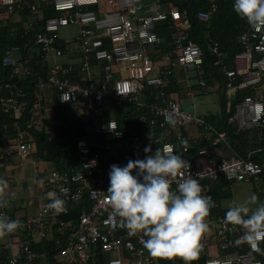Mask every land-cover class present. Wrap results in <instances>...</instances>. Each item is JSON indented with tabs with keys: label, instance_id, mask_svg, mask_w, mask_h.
Wrapping results in <instances>:
<instances>
[{
	"label": "built area",
	"instance_id": "1",
	"mask_svg": "<svg viewBox=\"0 0 264 264\" xmlns=\"http://www.w3.org/2000/svg\"><path fill=\"white\" fill-rule=\"evenodd\" d=\"M205 1L211 4L210 10H198L196 18L204 25L199 33L208 37L211 18L219 8V0ZM41 5H51L60 12L49 17L44 29L36 36L44 57L65 55L58 44L59 31L68 25H78L80 31L69 52L80 54V74H84L87 85L73 80L74 66L55 62L50 65L46 77L40 78L36 100L43 97L46 84L57 90L58 99L63 104L78 103L82 97L87 98L90 103L81 109V120L91 125L94 132L112 133L113 138L125 143L127 148L115 153V159L111 161L107 155L113 151V145L98 143L86 135L77 140L78 156L73 165L38 173L36 177L45 192L56 191L65 201L66 211L56 214L49 210L47 204L50 201L45 194L38 212L21 220L20 227L7 235L9 241L4 248L11 251L7 264H37L40 253L33 249L32 243L43 242L57 224H60L61 233L65 235L58 255L66 264H102L100 252L107 258L104 264H160L143 248L140 234L130 236L120 226L119 218L113 215L107 202L106 193L110 166L116 164L123 167L129 160L144 159L146 153L140 138L126 140L116 120L104 121L102 104L112 100L122 108L128 103L136 105L137 98L146 87L156 89L154 102L150 105V126L163 128L168 134L164 142L155 138V145L157 148L166 144L175 146L174 154L190 163V173L202 185V194L210 196L214 204L206 218L209 229L201 240V249L209 256L206 264H263L258 253L253 252L247 244L236 243L242 229L225 225L224 217L212 215L218 202L207 188L209 182L216 181L221 175L229 182L260 181L264 172V144L249 151L245 157L235 154L215 158L209 148L201 149L198 155L210 160L208 168L196 166L191 161L190 147L193 142L183 133L190 124L215 132L217 137L211 141L212 146L226 142V133L217 132L203 115L196 112L195 101L190 108H186L179 98L184 95L195 98L197 94L204 95L212 90V86L202 77L196 78V89L191 86L185 89L178 87L177 72H196L205 59L203 46L192 35L193 25L188 12L175 0H0V19H6L24 8L34 13ZM230 39H234L240 47L233 57L234 69L226 66L228 54L221 43L215 41L210 44V49L216 55L215 65L221 66L227 77L228 96L231 98L237 91L251 88L255 91L243 95L234 108L232 119L239 128L264 129V113L258 116L256 111L257 105H264V30L256 32L248 26ZM18 49V46L9 48L2 60V66L13 69V72L4 79L0 71V92L9 90L5 97L0 94V103L3 111L22 115L28 104L22 99L23 91L15 87L11 80L15 74L21 77L30 70L21 69L19 57L16 56ZM95 65L101 68L104 76L100 82H95L91 76V69ZM33 107H39V104L35 102ZM230 109L229 103L227 110ZM166 113L175 114L178 118L176 127H170L165 122ZM32 127V123H27L25 128H17L14 144L0 152V161H28L33 150V142L28 136V130ZM174 131L178 146L172 139ZM184 142L189 147L187 151L181 148ZM257 155L261 158L254 159ZM9 181L12 183L15 179L10 177ZM172 185L177 187L176 182ZM62 189L67 191L63 192ZM86 196L91 206L82 208L77 221L62 220V215L69 213ZM0 214L13 220L8 207L0 208ZM24 234L30 237L24 238ZM213 246L218 250L215 256L210 252Z\"/></svg>",
	"mask_w": 264,
	"mask_h": 264
},
{
	"label": "clouds",
	"instance_id": "2",
	"mask_svg": "<svg viewBox=\"0 0 264 264\" xmlns=\"http://www.w3.org/2000/svg\"><path fill=\"white\" fill-rule=\"evenodd\" d=\"M233 8L251 29L264 30V0H234ZM19 13L9 17H20ZM29 25L28 28L33 27ZM256 111L258 116L264 113V105H257ZM165 122L174 128L179 120L175 114L166 113ZM181 148L187 151V142ZM175 150V146L166 144L152 154L149 145L144 149V159L129 160L123 167L111 165L107 202L130 236L140 234L142 246L151 257L169 260L178 257L184 264H192L200 256L201 240L209 229L206 218L214 204L210 196L202 194V185L190 173V163L174 154ZM173 182L177 183L176 189L171 187ZM7 188V181L0 179V208L9 203ZM46 198L50 201L49 210L56 214L66 211L65 201L56 191L47 192ZM227 208L224 224L242 229L236 243L247 244L253 252L264 255L260 247L264 242V201L252 193L242 200L228 201ZM19 227V220L0 214V238Z\"/></svg>",
	"mask_w": 264,
	"mask_h": 264
},
{
	"label": "trees",
	"instance_id": "3",
	"mask_svg": "<svg viewBox=\"0 0 264 264\" xmlns=\"http://www.w3.org/2000/svg\"><path fill=\"white\" fill-rule=\"evenodd\" d=\"M181 8L188 12V15L191 19L193 25L192 35L195 40L201 43L205 51V59L204 63L200 66L196 72L192 73V79H194L193 87L197 88L196 78L202 77L206 79L207 83L210 86H214L219 84V91L221 92V100H222V114L219 115H205V120L212 124L215 127L217 132H225L226 139H228L230 147L235 149L238 155L245 157L247 153L253 149H256L258 146H262L264 144V129L260 128H238L235 125V122L231 120L233 116L234 108L237 103H239L243 99V95L248 92H255L253 88L246 89L243 91H237L235 95L231 98L228 96L227 92V77L224 76L222 67L215 65L216 55L213 54L210 49V44L219 41L224 49L227 51L228 57L226 66L228 69H234V55L240 51V47L236 45L234 39H230L231 37H235L239 30H243L248 27V24L245 19H242L238 16V14L234 11L233 4L234 0H219V8L215 11L211 18V31L208 37H205L199 33V31L203 28V23L196 18V14L198 10H210L211 4L205 0L187 1V0H175ZM38 14L36 18H34V25L31 28H28V23H30V19L34 14ZM60 12L56 11L51 5L43 6L40 8V11L31 13L28 8H24L20 11V20L13 21L10 17L6 19H0V71L6 77L10 76V73L13 72V69L9 67L2 66V60L6 52L9 48L14 46H18L20 49L16 51V56L19 57L20 64H30L31 71L29 74L19 76V74H15L12 78L11 82L15 87H21L23 92L25 93L23 99L28 101V108L24 112V116L19 119V125L25 128V122L29 118V111L31 106L34 103V93L38 87V83L40 78L46 77L47 72L49 71L50 63L45 61L43 58V52L41 50V46L36 42V36L44 29V25L46 20L51 16L59 15ZM69 27V26H67ZM73 39H62L61 37L58 39L59 46L62 49L63 53L66 55L70 51L71 44ZM58 46V44H57ZM38 80V81H37ZM173 85H175V80H173ZM9 93L8 89L1 90V96L5 97ZM230 98V99H229ZM230 103V111H227V106ZM2 107V105H1ZM122 108V107H121ZM120 108V109H121ZM123 110L125 108H122ZM126 110V109H125ZM123 112V111H122ZM124 113V112H123ZM8 114H14L13 111H10ZM127 115V116H125ZM6 117V118H5ZM117 117V116H116ZM150 109L144 107L142 111L131 112L130 114H122L117 117L118 129H120L124 134V139L131 136H142L147 133L149 129V121L151 118ZM104 121H108L110 118L108 115H104ZM0 128L2 126L10 129L11 132L14 133L15 129L12 125L14 124V119L10 118L9 115L0 111ZM5 120L7 123H4ZM87 123L83 122H75V123H67L64 122L62 124H58L54 129V136L51 140H49L43 133L39 131H35L39 138V151L40 155L48 160H53L57 166V169L67 168L74 163L78 156L77 150V140L86 135L89 136L87 129ZM94 131V130H93ZM154 131L157 135L164 134L166 131L160 127H154ZM205 131V130H204ZM217 137V134L212 131H205L204 135L201 136L200 141L198 143H191L190 153L191 160L192 156L194 157L199 150L204 148H209L212 150L213 148L222 147L224 143L221 142L217 146H212L211 141ZM93 139L98 143L103 144H111L117 143V141L113 138V134L110 132H94ZM173 141L176 145H179V141L176 140V137L172 136ZM167 140V139H166ZM151 146L152 154H154L157 146L153 141L149 142V144L145 145ZM226 157L232 156V154L225 155ZM261 158L260 155L254 157V159ZM1 162V161H0ZM264 172L260 177V181L264 182ZM221 175L219 180L222 179ZM225 179V177H224ZM218 179L213 182L208 183V192L213 195V197L218 201L220 186L225 185V183H219ZM226 180V179H225ZM234 182V181H232ZM229 182V183H232ZM173 189H176L173 185H171ZM91 202L87 198H84L79 205H74L73 209L67 213L62 215V220L64 221H77L79 212L83 207H90ZM219 215H224L220 210H218ZM12 215V214H11ZM13 218V216H12ZM13 220H15L13 218ZM57 232H55V238L48 242L46 245V249L50 250V254L58 253L60 247L64 241V234L61 233V226L57 224L55 226ZM24 238H29V235L24 234ZM46 241V240H45ZM44 241V242H45ZM57 241V243H56ZM43 242V243H44ZM32 247L34 250L38 251L40 249V245L33 244ZM264 249V244L261 247ZM2 250V249H1ZM0 250V264H7L9 257L5 256L6 251ZM100 262L104 264L105 259H107L103 253H99ZM258 257L262 260L264 264V255L258 254ZM4 258H6L4 260ZM208 259V254L204 252L202 249L200 251V256L198 260L193 261L192 264H206ZM160 264H182L183 261H180L177 258L174 259H158Z\"/></svg>",
	"mask_w": 264,
	"mask_h": 264
},
{
	"label": "crops",
	"instance_id": "4",
	"mask_svg": "<svg viewBox=\"0 0 264 264\" xmlns=\"http://www.w3.org/2000/svg\"><path fill=\"white\" fill-rule=\"evenodd\" d=\"M18 18H19L18 20L21 19L20 17ZM30 20L31 21L28 24L34 25L33 23L34 19L31 18ZM68 26H72V29L76 31V33L73 36V38L74 37L76 38V36L78 35L80 31V27L78 25H68ZM62 28H64L63 31H61V29L59 31L60 37L62 39H67L65 37V33L68 32L69 27L65 26ZM42 56L45 59V61L50 63V65H52L55 62H61L65 66L67 65L74 66L75 67V77H73V80L76 82L79 81V83H82L83 85H87V82L84 80V74L82 75L80 74L81 72L80 65H79L80 64V54L76 53V51L69 52L68 54L63 55V56H51L48 59L44 57V54ZM30 64L29 63L21 64L22 65L21 69L22 70L29 69L31 71ZM23 75H26V74H23ZM91 76L95 80V82H100L101 80L104 79L102 70L98 65H95L93 69H91ZM177 76L179 79L178 87L185 89L191 86V88L194 89L193 84H192L194 83V79H192V72L185 73L182 71L180 72L178 71ZM18 88L22 90L21 87H18ZM218 89L220 90L219 84H216L212 86V90L207 94H204V95L197 94L195 98L189 97L188 95H184L183 97H179V98L181 99L183 106L186 108H190V104L193 101H195L197 103L196 112L203 116L205 115L208 116L210 114L220 116L222 114V109H223L222 100H221L222 91H219ZM155 91L156 89L154 87H146L145 90L137 98L136 100L137 104L136 105H133L132 103L126 104V107H125L126 110L125 109L123 110L121 107L116 105L114 101L112 100L105 101L102 104V107H103L102 116L104 117V115L106 114L110 118L108 121L116 120L117 122V117L124 113L130 114L131 112H136V111L139 112V111H142L144 107L147 109H150L151 103L154 102V98L156 94ZM35 93H34V96H35L34 103L37 102L39 104V107H33V105L31 106L30 111H29V118L25 122V125L27 123H32L34 125V127L28 130V136L33 142V150H32L31 157L28 159L26 163H21V162H17L13 160L0 162V165H1L0 166V179H5L8 184V188L6 190V196H7V199L9 200V203L7 207L10 211V214H12L13 218L19 221L24 220L29 216L35 215L39 209L40 204L44 200L43 198L46 192L44 190L42 183L38 180L36 175L38 173H48L50 170L57 168L53 160H48L40 155L39 138L37 137V134L34 133V130L43 133L44 136H46L49 140H51L54 136V129L56 125L62 124L64 122H67V123H75L79 121L81 122V118H80L81 109L90 103V101L87 98L82 97L78 103L63 104L58 99L57 90L52 85H48V84H46L44 87V90H43L44 94L42 98L36 100ZM24 95L25 93L23 92L22 99ZM23 100H26V99H23ZM26 102L28 103L27 100ZM0 111L6 113L7 115H9L10 118L14 119L13 121L14 124L12 126L15 128L13 129L14 133L11 132L10 129H7L6 125L2 126L3 129L0 128V152H3L11 148V146L14 144L13 137L16 134L17 128L22 126L21 124L19 125V119L24 116L25 111L23 112L22 115L15 114V113L8 114L7 112L3 111L1 107V103H0ZM231 120L234 122L232 117H231ZM4 123H7V121L5 120L3 124ZM149 126H150V123H149ZM86 129H87V132L90 138L93 139V133H94L93 129L94 128L91 125L87 124ZM149 129L150 130L142 136H131V137L126 138V140H130L132 138H140L141 142L144 145H147L151 141L154 142L155 138L159 139V141L161 142L166 141V139L168 138L167 130L164 132V134L157 135L154 131V127L152 128L150 126ZM204 132H205L204 130L198 129L196 126L190 124L183 133L193 143H198V141H200L201 136L204 135ZM172 134L175 138L176 131H174ZM223 143H224V146H226L227 148L223 149V146L218 147L219 145L216 148H213L211 150L213 157L215 158L226 157L225 155H228V154L238 155L235 149L232 150V148L230 147L228 139H226V142H223ZM125 148H127V145L123 142L114 143L113 151L109 152L107 156H109V159L113 161L115 159V153H119L122 149H125ZM191 161L193 164L199 167L208 168L210 166V160L206 157L199 156L198 153L194 157L192 156ZM10 177H13L15 181L11 183L9 181ZM226 181L227 180H225L223 176V178L220 179L218 182L225 183ZM219 188L221 190L219 193V200L217 201L218 207L212 211V215L215 216L216 218L225 217V213L228 210L227 208L228 201H231L234 199L242 200L246 196L252 193H255L261 201H264V182L263 181H257V182L256 181L255 182L254 181H250V182L234 181L232 183H229V181H227L225 185H222V187L220 186ZM217 209L220 210L222 214L224 215H219ZM55 232H57L56 228H54V230L48 234L47 238L45 239L46 241L45 240H44L45 242L43 241L44 243L43 242H33V244H37L41 246L40 249L38 250V252L40 253V258L37 260V264H66L62 260L61 256L58 255V253L50 254L51 253L50 250L46 249V245L48 244V242L50 243V241L55 238V234H56ZM8 241H9L8 236L0 238V250L2 249L3 251H6L5 256L7 254V256L9 257L11 251L4 248L5 244L8 243ZM212 248L214 249V253L217 254L218 253L217 248L215 246H213ZM210 252L212 255H214L212 250ZM5 259L6 258H4V260ZM177 259H179L180 261H183L182 259L178 257ZM182 264H184V261L182 262Z\"/></svg>",
	"mask_w": 264,
	"mask_h": 264
},
{
	"label": "rangeland",
	"instance_id": "5",
	"mask_svg": "<svg viewBox=\"0 0 264 264\" xmlns=\"http://www.w3.org/2000/svg\"><path fill=\"white\" fill-rule=\"evenodd\" d=\"M37 16H38L37 13L34 14V15L32 16V19L36 18ZM18 17H19L18 15H14V16L12 17V20H13V21H17V20L19 19ZM63 29H64V28H61V31H63ZM75 33H76V31H75L74 29H72V26H69V28H68V32L65 33V37H66L67 39H73V36H74ZM37 212H38V211H37ZM211 250H212L213 253H214V249L211 248ZM215 254H216V253H214V256H215Z\"/></svg>",
	"mask_w": 264,
	"mask_h": 264
},
{
	"label": "bare ground",
	"instance_id": "6",
	"mask_svg": "<svg viewBox=\"0 0 264 264\" xmlns=\"http://www.w3.org/2000/svg\"><path fill=\"white\" fill-rule=\"evenodd\" d=\"M5 53V52H4ZM80 65V64H79ZM79 82V81H78ZM213 86V85H212ZM156 92V91H155ZM154 96V95H153ZM213 152V151H212ZM264 177V176H263ZM218 182V181H217Z\"/></svg>",
	"mask_w": 264,
	"mask_h": 264
}]
</instances>
